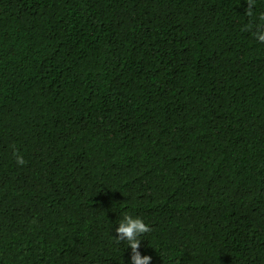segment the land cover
<instances>
[{"label": "trees", "instance_id": "trees-1", "mask_svg": "<svg viewBox=\"0 0 264 264\" xmlns=\"http://www.w3.org/2000/svg\"><path fill=\"white\" fill-rule=\"evenodd\" d=\"M262 14L0 0V264H264Z\"/></svg>", "mask_w": 264, "mask_h": 264}, {"label": "clouds", "instance_id": "clouds-1", "mask_svg": "<svg viewBox=\"0 0 264 264\" xmlns=\"http://www.w3.org/2000/svg\"><path fill=\"white\" fill-rule=\"evenodd\" d=\"M246 15H253L251 4L249 5ZM259 20L264 22V14L259 16ZM251 27V26H249ZM255 39L264 44V26L257 25L256 31L253 33ZM18 165L25 163L23 157L18 153H13ZM151 231L150 227L138 216L124 214L122 218L116 222L113 238L117 242H123L130 249L128 264H152V257L142 254L140 251L142 237Z\"/></svg>", "mask_w": 264, "mask_h": 264}]
</instances>
